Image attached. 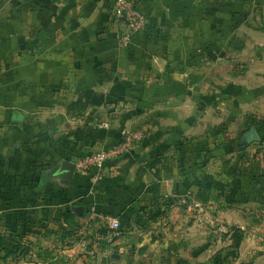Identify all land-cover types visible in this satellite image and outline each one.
I'll return each instance as SVG.
<instances>
[{"label":"crops","instance_id":"0c3cea01","mask_svg":"<svg viewBox=\"0 0 264 264\" xmlns=\"http://www.w3.org/2000/svg\"><path fill=\"white\" fill-rule=\"evenodd\" d=\"M113 1L0 0V228L15 223L20 243L6 240V264H172L166 245L146 232L134 245L99 216L184 220L174 200L187 190L198 206L197 170L212 204L215 162L264 157V0H135L147 28L126 46ZM250 127L258 141L240 148ZM133 128L129 152L51 174ZM241 170L225 205L260 213L247 230L226 214L242 237L232 264H264V169Z\"/></svg>","mask_w":264,"mask_h":264},{"label":"rangeland","instance_id":"374dc122","mask_svg":"<svg viewBox=\"0 0 264 264\" xmlns=\"http://www.w3.org/2000/svg\"><path fill=\"white\" fill-rule=\"evenodd\" d=\"M245 19L247 18L244 17L243 20ZM255 155L256 154L251 155V153L237 154L236 157H231L229 161L223 160L224 162L217 161L214 163L215 169H217V174L214 173L213 177L212 185L214 196L212 204L208 202L206 203L204 200L205 175L204 172L199 173V170H197L195 182L197 184L196 203L198 206H188L189 194L187 190L182 193L178 199L174 200V203L178 204V206L173 212L175 215L180 214V219H183L182 215H184V220L170 221L167 218V209L165 212V219H162L161 217L154 219L140 218L141 216L144 217L145 214L138 213L130 226L125 227V225L121 224L117 229L127 232V235H130L128 241L134 242V245L135 242L139 243L140 240L138 237L133 238V236H135L134 233L146 232V241L149 240V242L153 243L155 246L166 245L167 248H170L167 252L169 253L168 257H170L169 262L172 264H196V262L197 264H232L234 263V260L236 262V258H238V255L236 254L237 247L242 237L241 233H238L240 229H229L228 224L236 222L234 217L237 214L244 215L246 220H244V218L242 222L238 220L237 223H240L244 229L247 230V225L249 226L252 225L253 222H256L254 221L253 216L257 210L252 214L255 206L248 204L243 206H227L225 203L230 197H234L232 194L236 193L237 177L242 174L250 177L248 174L243 173L241 169H264L263 155L261 154V157ZM223 168H225V172L222 175L221 169ZM184 175L185 174H182L181 177H185ZM224 208L226 210H223ZM257 213L260 212L257 211ZM226 214L233 216L229 222H227L228 224L225 223ZM189 216L193 217L190 218ZM11 217L12 215L10 214V217L8 216L7 219ZM10 223L9 220H5L4 225L0 228V235L8 237L9 239H7V242H12L17 246L20 244L19 240L15 235L12 237L11 234H8L14 233L13 231L16 227L13 225L15 223ZM190 229L192 230L191 234L193 233V235L188 236L187 233ZM226 230H228V233L224 234L223 232ZM262 230L264 231V229ZM263 231L261 232V235L258 234L256 240L260 243L262 252H264ZM194 232L196 233V236H194ZM190 248L191 250H195L194 252L197 251L198 255L196 260L192 261V255H188V249ZM179 253H181L182 256H180ZM12 258V253L3 256V252L0 251V262L2 264L10 263ZM247 260L248 258L246 256L243 258L240 257L239 259V261L242 262H246Z\"/></svg>","mask_w":264,"mask_h":264},{"label":"built area","instance_id":"2783aa9c","mask_svg":"<svg viewBox=\"0 0 264 264\" xmlns=\"http://www.w3.org/2000/svg\"><path fill=\"white\" fill-rule=\"evenodd\" d=\"M112 10L115 17L124 26V31L119 37L121 46H126L133 36L141 34L146 30L147 25L144 13L135 3V0H114ZM142 137L143 133L141 129H128L124 131L116 142L73 159L74 169L82 173L90 169H97L105 160L129 152ZM99 176V173H96L93 177L97 179ZM99 218L106 222L111 229H116L119 226L115 218L106 215H100Z\"/></svg>","mask_w":264,"mask_h":264},{"label":"water","instance_id":"95a60500","mask_svg":"<svg viewBox=\"0 0 264 264\" xmlns=\"http://www.w3.org/2000/svg\"><path fill=\"white\" fill-rule=\"evenodd\" d=\"M200 109V105L196 106V110ZM258 141V135L253 127H250L241 136V142L239 143L240 148H244L252 142ZM74 170L73 162L70 160L62 159L58 161L52 168L51 174H59L65 179H69L70 175Z\"/></svg>","mask_w":264,"mask_h":264},{"label":"trees","instance_id":"16d2710c","mask_svg":"<svg viewBox=\"0 0 264 264\" xmlns=\"http://www.w3.org/2000/svg\"><path fill=\"white\" fill-rule=\"evenodd\" d=\"M87 154V153H85ZM84 155V154H83ZM80 156V155H79ZM78 157V156H77ZM76 158V157H75ZM74 158V159H75ZM240 236V235H239ZM9 239L8 237H4L2 235H0V251L3 252V256H7L9 254H11L9 251H8V245L6 244V240Z\"/></svg>","mask_w":264,"mask_h":264}]
</instances>
